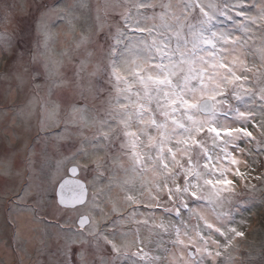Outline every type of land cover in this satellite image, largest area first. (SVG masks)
Instances as JSON below:
<instances>
[{"label":"snow or ice","instance_id":"6c2138e0","mask_svg":"<svg viewBox=\"0 0 264 264\" xmlns=\"http://www.w3.org/2000/svg\"><path fill=\"white\" fill-rule=\"evenodd\" d=\"M30 7L0 14V200L14 240L28 214L59 229L47 264L255 259L243 212L257 207L244 195L254 181L264 189V0Z\"/></svg>","mask_w":264,"mask_h":264},{"label":"rangeland","instance_id":"374dc122","mask_svg":"<svg viewBox=\"0 0 264 264\" xmlns=\"http://www.w3.org/2000/svg\"><path fill=\"white\" fill-rule=\"evenodd\" d=\"M22 3L27 6L23 11L20 8ZM93 3H95V0H93ZM13 4L16 5L15 8L11 7ZM32 4L33 0H0V14L6 10L7 6V10L12 12L13 17L18 20L22 15L34 11L30 7ZM19 100L18 97L17 102ZM254 183L257 184L258 190L254 194L244 193L246 196L254 195L257 205L250 212H243V216L250 219L253 226V229L249 230L250 234L246 246L250 249L252 256L255 257V259L247 260L246 264H264V229L261 228V220L264 218V189H260L258 181H254ZM16 184L17 182L14 181L13 186L15 187ZM9 207L10 205L7 202L0 200V264H5L6 261H10V264H47V253L56 250L59 229L49 227L44 223H36L30 215L25 214L16 221L21 230V238L14 240L13 230L7 224ZM15 212L16 209H13L14 218ZM61 223H64V221L61 220ZM67 223L70 224L71 221ZM245 256H247V253H245Z\"/></svg>","mask_w":264,"mask_h":264}]
</instances>
